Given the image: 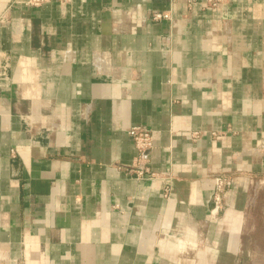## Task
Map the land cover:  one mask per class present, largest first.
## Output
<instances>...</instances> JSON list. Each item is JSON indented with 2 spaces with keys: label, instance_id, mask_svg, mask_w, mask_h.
Wrapping results in <instances>:
<instances>
[{
  "label": "crops",
  "instance_id": "0c3cea01",
  "mask_svg": "<svg viewBox=\"0 0 264 264\" xmlns=\"http://www.w3.org/2000/svg\"><path fill=\"white\" fill-rule=\"evenodd\" d=\"M29 1L0 0V264H247L264 0Z\"/></svg>",
  "mask_w": 264,
  "mask_h": 264
},
{
  "label": "built area",
  "instance_id": "2783aa9c",
  "mask_svg": "<svg viewBox=\"0 0 264 264\" xmlns=\"http://www.w3.org/2000/svg\"><path fill=\"white\" fill-rule=\"evenodd\" d=\"M42 0H30L29 5L39 6ZM186 5H191L195 0H183ZM220 0H208L211 6L219 3ZM153 21L170 20L171 16L168 12H154L151 14ZM127 135L133 142V145L137 152L138 160L146 156V154L153 148V133L141 126H132L127 130ZM195 135V134H194ZM197 136V135H195ZM130 172L135 174V178L138 180H147L153 177V173H150L145 167L131 168ZM232 180L229 177L218 176L214 178L215 194H214V207L213 212H218L221 207V194L225 188L230 186Z\"/></svg>",
  "mask_w": 264,
  "mask_h": 264
},
{
  "label": "rangeland",
  "instance_id": "374dc122",
  "mask_svg": "<svg viewBox=\"0 0 264 264\" xmlns=\"http://www.w3.org/2000/svg\"><path fill=\"white\" fill-rule=\"evenodd\" d=\"M262 213H264V210L262 211ZM262 226V229L258 231V237H255L256 240L262 245L258 247L257 253H248L246 255V262H248L247 264H264V222L262 223ZM253 240L254 238L252 239L251 243L253 242Z\"/></svg>",
  "mask_w": 264,
  "mask_h": 264
}]
</instances>
